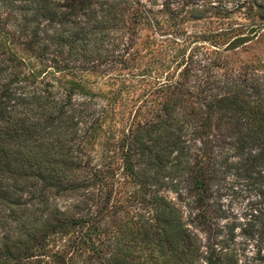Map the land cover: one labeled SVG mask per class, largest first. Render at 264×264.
<instances>
[{
    "label": "trees",
    "instance_id": "obj_1",
    "mask_svg": "<svg viewBox=\"0 0 264 264\" xmlns=\"http://www.w3.org/2000/svg\"><path fill=\"white\" fill-rule=\"evenodd\" d=\"M262 39L264 0H0V264H264Z\"/></svg>",
    "mask_w": 264,
    "mask_h": 264
},
{
    "label": "rangeland",
    "instance_id": "obj_2",
    "mask_svg": "<svg viewBox=\"0 0 264 264\" xmlns=\"http://www.w3.org/2000/svg\"><path fill=\"white\" fill-rule=\"evenodd\" d=\"M254 55H259L264 58V39L250 45L248 52L244 54V56L249 57ZM246 202V198L239 191L234 192L229 190V192L224 195L220 202V207L224 213H220V217L216 214L213 215V229L217 234L218 240H224L227 237H230L229 243L240 242L241 237L238 220H240ZM231 230L233 231L232 233H230Z\"/></svg>",
    "mask_w": 264,
    "mask_h": 264
}]
</instances>
